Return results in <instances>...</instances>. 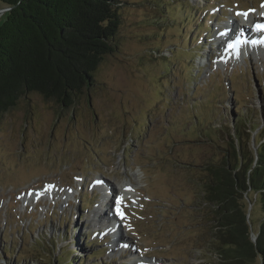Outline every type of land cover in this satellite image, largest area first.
<instances>
[{"label": "rangeland", "instance_id": "1", "mask_svg": "<svg viewBox=\"0 0 264 264\" xmlns=\"http://www.w3.org/2000/svg\"><path fill=\"white\" fill-rule=\"evenodd\" d=\"M116 6L112 51L72 106L27 92L0 114V264L216 259L204 165L223 156L238 117L264 140V46L237 56L218 39L235 10L260 15L264 0ZM99 178L116 187L108 207Z\"/></svg>", "mask_w": 264, "mask_h": 264}, {"label": "trees", "instance_id": "2", "mask_svg": "<svg viewBox=\"0 0 264 264\" xmlns=\"http://www.w3.org/2000/svg\"><path fill=\"white\" fill-rule=\"evenodd\" d=\"M118 0H0V114L27 92L64 107L92 83L112 51ZM233 121L223 156L207 162L203 199L214 211L209 264H264V140ZM231 129V130H230ZM249 201H253L248 213ZM260 217L256 221L254 210ZM253 211V213H252ZM252 234L255 240H252Z\"/></svg>", "mask_w": 264, "mask_h": 264}, {"label": "bare ground", "instance_id": "3", "mask_svg": "<svg viewBox=\"0 0 264 264\" xmlns=\"http://www.w3.org/2000/svg\"><path fill=\"white\" fill-rule=\"evenodd\" d=\"M250 17H252V19H249L250 20V22H251V24L252 25H255L256 23H264V12H262V14H261V16H258V17H256L255 18V16H250ZM233 22L236 24V27H235V30H233L232 31V33H233V36H235L236 35V33H235V31L237 30L238 31V34H239V36L241 37V34H243V33H246L245 35L247 36V34H249L248 32H249V30L248 31H246L245 30V28H248L249 27V24H248V22H246V23H242V22H238L236 19L235 20H233ZM242 25V26H240V25ZM252 27V26H251ZM249 29V28H248ZM251 34H250V36H249V40L248 41H250V40H252V38H256V39H258V38H261L260 37V35L262 34V33H264V31H256L255 29H252L251 31ZM231 39H232V37H230V38H228V39H224L227 43H230L231 42ZM241 39H243L242 37H241ZM244 40H247V39H244ZM247 44V43H246ZM246 44H244V45H246ZM250 44V43H249ZM252 44H250L249 46H251ZM262 46H264V45H262ZM219 55H220V57L221 56H223V54L220 52L219 53ZM124 183V182H123ZM94 184H97V185H94L95 187H100V197H101V202L102 203H104V201L106 202L105 204V206H109V204H110V202H111V198L114 196V193H116V187H113V186H111V184H108L107 183V181L105 182V180H103V179H101V178H99V179H97L96 181H95V183ZM122 184V183H121ZM112 185H113V183H112ZM127 183H125L123 186H122V188H128L127 186ZM129 187H130V185H129ZM43 190V189H42ZM96 190V189H95ZM46 191H47V189H46ZM40 193H42V191H38V192H36V191H33L32 192V194H33V196H36L37 194L39 195ZM27 195H29V194H27ZM27 195L25 196V197H27ZM116 195V194H115ZM32 196V195H31ZM108 199V201H106ZM116 201V200H115ZM122 203V202H121ZM102 205L103 204H101V209H96L95 210V214L94 215H96V216H99L98 217V219H100L101 217H103V215L105 214L104 213V211L102 210ZM120 206H122L121 204H120ZM107 216V215H106ZM112 216V215H111ZM110 216V217H111ZM115 216V215H114ZM109 217V218H110ZM117 217V216H116ZM113 218V217H112ZM118 222V221H117ZM117 226V225H116ZM101 227V226H100Z\"/></svg>", "mask_w": 264, "mask_h": 264}, {"label": "snow or ice", "instance_id": "4", "mask_svg": "<svg viewBox=\"0 0 264 264\" xmlns=\"http://www.w3.org/2000/svg\"><path fill=\"white\" fill-rule=\"evenodd\" d=\"M237 15H241V13H237ZM242 15H244L245 17H247L248 13H242ZM254 29L256 31H264V23H257L254 25ZM245 43H250L252 45H264V37L258 38V39H252L250 41L241 39L240 36H237L236 39L232 42H230L227 46V49H225V51L228 50H233L235 55H239V48L241 45L245 44ZM122 201V198H118L117 199V214L120 215L121 217L123 216V212L120 211V203Z\"/></svg>", "mask_w": 264, "mask_h": 264}, {"label": "water", "instance_id": "5", "mask_svg": "<svg viewBox=\"0 0 264 264\" xmlns=\"http://www.w3.org/2000/svg\"><path fill=\"white\" fill-rule=\"evenodd\" d=\"M5 9H9V8H6V7L3 8V7H1L0 8V13H2ZM252 204H253V201H249L247 217H249V210L251 209ZM252 240L253 241L255 240V235L254 234H252Z\"/></svg>", "mask_w": 264, "mask_h": 264}]
</instances>
